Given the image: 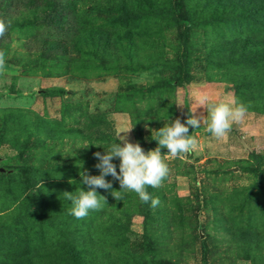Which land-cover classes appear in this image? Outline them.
<instances>
[{"label":"rangeland","instance_id":"374dc122","mask_svg":"<svg viewBox=\"0 0 264 264\" xmlns=\"http://www.w3.org/2000/svg\"><path fill=\"white\" fill-rule=\"evenodd\" d=\"M138 1L86 0L59 25L47 7L55 0H0V264H60L64 243L83 264H264V73L235 69L233 31L215 21L217 0H179L187 27L112 10ZM198 94L235 98L248 114L221 139L203 123L190 127L199 147L186 155L161 149L169 174L147 188L158 206L134 192L115 200L119 182L107 176L112 189H97L106 205L83 219L69 214L62 193L88 190L79 173L100 175L94 153L130 128L128 142L156 148L167 117L206 115ZM32 189L48 199L51 226L28 201Z\"/></svg>","mask_w":264,"mask_h":264},{"label":"clouds","instance_id":"9594fccd","mask_svg":"<svg viewBox=\"0 0 264 264\" xmlns=\"http://www.w3.org/2000/svg\"><path fill=\"white\" fill-rule=\"evenodd\" d=\"M7 31V25L0 19V38ZM5 65V54L0 51V70ZM198 105L206 109V115H193L182 123L179 118L169 119L164 126L155 132L154 140L157 147L145 151L138 143H130L125 136L118 137L119 142H113L103 154L94 153L99 161L95 168L100 175H90L87 170L79 173L80 183L87 187L83 190L80 186L74 192H64L63 197L70 202L68 212L76 219L86 218L91 211H99L106 205V198L98 194L97 189L108 191L112 184L105 177L111 176L119 182V191H112V197L119 201L122 192H134L143 203H149L151 207L159 205V198L153 197L147 188H158L169 174V167L165 163V155L161 149L167 150V156L177 158L186 155L199 147V141L189 135V128L197 129L203 123L205 131L211 136L221 139L226 137L233 124L242 122L248 114V105L233 98L230 102H209L206 94L196 96ZM119 160V171L112 163L113 159Z\"/></svg>","mask_w":264,"mask_h":264},{"label":"trees","instance_id":"16d2710c","mask_svg":"<svg viewBox=\"0 0 264 264\" xmlns=\"http://www.w3.org/2000/svg\"><path fill=\"white\" fill-rule=\"evenodd\" d=\"M28 1L29 3H33L35 0ZM83 1L86 0H75L73 3H70V5H66L55 0L53 4L50 3L47 7L50 15H60V17H56V21L61 25L64 24L63 18H66L70 12L73 13L75 7ZM213 7L214 12H218L215 21L229 25L233 31L231 43H229L233 51L232 54L230 53V57L233 59L234 56H237V58H239L238 61L241 60V63L236 61L238 67L235 69L241 72L251 71L257 68L264 73V36L260 39H256L253 35L248 34L249 30L254 29H262L264 33V0H217ZM179 9V0H174L172 5H167L158 0H139L138 3H136L135 10H128L123 3H121L118 8L116 6V9L114 8L112 10L115 14H121L123 20H140L143 18L145 21L149 20L154 22L169 20L175 24H183L184 27H187L189 22L183 17ZM95 13L99 15V12L96 11ZM66 25L69 26L70 24L67 23ZM116 32V40L119 42L121 41L119 30ZM98 35H102V33H98ZM131 45L133 46V43H131ZM48 68L61 69V67L55 65H50ZM182 69V66L179 67V74ZM262 76H264V74H262ZM16 144L17 142L13 143L15 148L17 147ZM255 168L258 170L257 167ZM28 201H35L39 204L41 207V221L51 226V217L46 213L49 207L47 203L48 199L41 193L40 189L35 191L32 189L28 195ZM61 250L62 253L58 259L60 264H83L79 250H76L71 244L64 243ZM51 259H54V261L51 260L52 262L50 261L48 264H55L56 259Z\"/></svg>","mask_w":264,"mask_h":264},{"label":"water","instance_id":"95a60500","mask_svg":"<svg viewBox=\"0 0 264 264\" xmlns=\"http://www.w3.org/2000/svg\"><path fill=\"white\" fill-rule=\"evenodd\" d=\"M0 172H3V169L0 168Z\"/></svg>","mask_w":264,"mask_h":264}]
</instances>
